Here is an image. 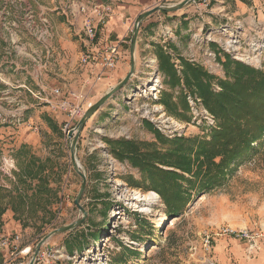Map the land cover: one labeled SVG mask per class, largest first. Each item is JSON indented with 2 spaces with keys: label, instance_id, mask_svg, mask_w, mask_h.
Instances as JSON below:
<instances>
[{
  "label": "rangeland",
  "instance_id": "374dc122",
  "mask_svg": "<svg viewBox=\"0 0 264 264\" xmlns=\"http://www.w3.org/2000/svg\"><path fill=\"white\" fill-rule=\"evenodd\" d=\"M24 1L23 10H31L35 18L45 17L52 35L54 27L45 8L41 6V9L36 10L29 0ZM60 1L64 5L61 6L59 0H49L50 8L55 7L59 13L63 12L67 26L71 29L81 15H85L84 19L94 17L91 11L98 7L93 0ZM100 1L105 4H122L126 0ZM188 5L200 14L211 9L210 0H191L186 6ZM83 7L85 12L82 11ZM100 11L102 12L101 8ZM23 12L18 11V15L21 16ZM218 16L221 19L212 26L191 30L184 57H176L170 47L171 42H176V29L170 24L161 22L159 25L156 46L162 47L176 68H180L179 58H183L191 64L201 66L217 79H225L221 63L225 56L250 68L264 71V17L243 20L224 12H218ZM9 20H14V16H10ZM103 20L104 14H101V19L95 23L97 35L98 25ZM0 32L4 36L1 28ZM76 32L79 35L77 37L83 40L82 45L87 43L88 46L83 30ZM24 39L31 40L26 33L21 32L18 49L10 47L7 50L4 43L6 52L0 58L1 64H6L12 60L11 57L17 56L18 66H27L24 59H29V52L22 50ZM53 43L54 37L51 38L52 48ZM145 50L147 52L149 48ZM45 53L44 51L43 54ZM85 53L91 54L83 50L81 57ZM91 55L97 56L95 53ZM50 56H53L52 53ZM33 57L40 61L34 54ZM5 64L0 65V115L3 120L0 119V168L3 167L0 169V187L12 194L29 196L31 191H25V186L18 183L15 174L32 156L46 162L44 175L47 174L45 177L49 189L56 197L51 200L49 207L52 214L50 219L49 216L42 219L41 212L33 218L24 214L20 220L13 217L11 210L2 215L0 238L15 235L19 240L16 251L0 247V264H28L37 244L58 229L65 230L53 234L40 248L39 254H50L44 261L45 264H264V148L249 160L238 162L225 185L206 193H195L183 213L171 217L166 215L165 206L155 192L133 185L141 183L139 171L126 162H119L110 153L107 140L154 143L156 140L152 129L168 140L181 137H201L208 140L211 131L217 126L215 118L205 109L201 100L182 86L176 87L171 93L174 102L179 100L182 92L185 94L188 120H179L167 111L160 99L162 91H170L158 71L154 47L153 55L145 53L141 58L142 67L146 71L144 81L121 96L123 104H120L116 115L90 123L95 113L80 133L75 157L80 172L86 176V187L80 199L83 211L74 205L81 178L72 167L70 140L62 132L68 117L65 112L54 108V104L59 99H67L70 103L81 105L84 114L90 106L89 102H83L81 95L80 101L71 97L73 92L62 94L59 88H51L49 94L41 97L36 91L26 87L27 84H18L21 87L17 89L15 81L12 86L14 90L24 94L21 93L19 98L14 99L7 88H1L5 79L1 68ZM79 64L85 66L80 60ZM152 67L157 69L162 84L161 93L156 94L158 101L152 100L153 96L141 98L135 94L130 95L137 89H145L143 87L149 81ZM37 76H40L39 73ZM55 89L60 90L58 98L51 94ZM212 89L215 92L220 90L217 84ZM43 98L54 99L50 102H56L49 106ZM188 98H193L191 100L195 102L193 108L197 111L196 114L193 113ZM43 106L49 107V114L42 112ZM16 109H21V112ZM13 113L21 115L22 121L4 123L11 114L17 116ZM82 115L73 119L71 130ZM209 117L213 124L208 121ZM25 130L32 132L30 134L38 133L39 140L22 143L21 136L24 133L20 131ZM30 134L24 135L23 139ZM22 145L28 151L26 158L18 153ZM34 184L35 182L32 185ZM133 192L155 193L158 199L150 205H135L130 200ZM94 234L100 235L93 237ZM68 247L71 248L70 252ZM35 264L43 263L35 261Z\"/></svg>",
  "mask_w": 264,
  "mask_h": 264
},
{
  "label": "trees",
  "instance_id": "16d2710c",
  "mask_svg": "<svg viewBox=\"0 0 264 264\" xmlns=\"http://www.w3.org/2000/svg\"><path fill=\"white\" fill-rule=\"evenodd\" d=\"M153 47L158 71L170 91H162L160 99L167 111L179 120H188L185 94L182 92L174 102L171 93L182 86L201 100L217 126L208 140L201 137L168 140L152 129L154 143L119 139L107 140V144L116 160L139 171L141 183L133 185L155 192L167 216H179L195 193H206L225 185L238 162L249 160L264 148V71L225 56L223 62L219 59L225 79H217L183 58H179L178 69L162 47ZM214 84L220 88L218 92L213 91ZM18 153L26 158V146H20ZM46 169V162L29 156L27 164L15 174L25 191H31L29 196L12 194L0 187V220L8 210L19 220L24 214L33 218L38 212L42 213V219L52 218L49 207L56 196L49 189L47 174L44 175ZM68 249L70 252L71 248Z\"/></svg>",
  "mask_w": 264,
  "mask_h": 264
},
{
  "label": "crops",
  "instance_id": "0c3cea01",
  "mask_svg": "<svg viewBox=\"0 0 264 264\" xmlns=\"http://www.w3.org/2000/svg\"><path fill=\"white\" fill-rule=\"evenodd\" d=\"M36 10L45 8L47 16L53 24L54 43L52 57L31 40L24 39L22 50L29 52V59L25 68L18 66L17 56L11 57L10 62L5 64L1 70L4 74V85L8 93L19 98L24 92L14 90L13 84L17 89L18 84H27L30 90L36 91L41 97L46 96L51 88H59L62 94L73 92L75 95H81L83 102L91 105L108 90L118 84L129 72L130 57L128 52V40L133 29L134 21L141 13L151 10L161 4L172 5L183 0H126L122 4H105L100 0H93L96 6L102 9L104 20L98 25L97 38L91 46L83 43L76 31L82 29L85 15H81L74 22L72 29L67 26L64 13L53 7L50 8L49 0H29ZM85 1V0H84ZM210 11L203 13L196 12L191 6H185L181 10L173 13L157 12L143 20L140 25L136 48H135V70L127 86L119 91L114 97L107 101L90 119V123L96 122L100 118L114 117L119 111L122 103L121 96L129 93L130 90L138 87L145 79L141 58L145 53L153 55V45H156L157 32L161 22L175 27L176 42H171L176 57H184L185 47L192 29L201 26H212L221 19L218 12H224L238 19H260L264 17V0H210ZM62 5L63 2L59 0ZM42 4V5H41ZM105 12V13H104ZM86 42V41H85ZM4 40L0 32V58L5 54ZM86 44V45H85ZM111 45H118L119 57L113 69H102L99 64H88L81 66L79 60L83 50L85 52L99 55L102 50ZM149 50L146 52L145 49ZM88 49V51H87ZM36 56L37 59L33 57ZM22 60V58H20ZM21 62V61H20ZM39 73L40 76H37ZM25 75V76H24ZM30 75V76H27ZM8 78V79H7ZM12 80V81H11ZM12 87V89H9ZM16 97V98H15ZM46 98H43L45 101ZM32 100V99H31ZM123 104V103H122ZM121 104V105H122ZM43 113L49 114L48 106L41 107ZM105 115V116H104ZM49 116V115H48ZM53 126H55L53 124ZM57 128V127H55ZM28 135L32 132H22ZM22 143L39 140V134H30L23 139ZM10 181V180H9Z\"/></svg>",
  "mask_w": 264,
  "mask_h": 264
},
{
  "label": "built area",
  "instance_id": "2783aa9c",
  "mask_svg": "<svg viewBox=\"0 0 264 264\" xmlns=\"http://www.w3.org/2000/svg\"><path fill=\"white\" fill-rule=\"evenodd\" d=\"M24 0H0V28L4 32L3 40L6 43L9 50L10 47H15V49H18L19 45V39L21 32L26 33L31 40L39 45L48 55L52 53V45H51V28L48 20L45 17L35 18V15L31 10H23V3ZM208 7V6H207ZM18 11L23 12L21 16L18 15ZM82 11L85 12V7L82 8ZM11 12H14L13 14H10ZM93 13L94 17L88 16L83 21V34L85 40L88 42V45L91 46L94 44L97 33H96V24L101 19L102 12L100 11V8L94 7L91 11ZM10 16H14V20H9ZM21 27V28H20ZM264 45V41H263ZM118 45H111L102 50V52L97 56H92L89 53H85L82 55L80 59V63L82 65H87L89 62H95V64H99V66L102 69H113L115 67V64L119 57V49ZM151 72L149 73V81L146 83V86L143 87L145 89H137V91L130 95H138L141 98H152V100L158 101L159 98H157L156 94L161 93L162 84L161 79L157 74V69L155 67L151 68ZM7 92V91H6ZM52 96L54 98H58L60 96V90L55 89L51 92ZM130 95L127 96V98L130 97ZM159 96V95H158ZM71 97H74L75 99H78L80 101L81 96H76L75 94H72ZM190 100V104L192 106L191 109L194 114L197 113L196 110H194L193 106L195 104L193 98H188ZM82 100V99H81ZM9 101V100H8ZM54 99H46L44 102H46L49 106H52L55 102ZM54 108L65 112L68 117V121L63 126L62 132L67 135L68 132L72 131V121L73 119L79 117L83 114V108L79 104H73L70 103L67 99H59L55 104ZM17 112H21V109H16ZM14 114V113H13ZM17 116H9L7 119L4 120V123L6 121L11 123H20L21 115L14 114ZM1 119V115H0ZM2 120V119H1ZM3 121V120H2ZM208 121L213 124V120L209 117ZM174 131V127H172ZM172 128H169L172 131ZM6 168L8 166H5ZM12 168V166L10 167ZM1 170L3 169L0 168ZM19 238L17 236H8V237H2L0 238V247L2 249H9L12 251L17 250V244H18ZM208 244V241H206ZM50 257V254H46L44 252H41L37 259V262H41L43 264L46 258Z\"/></svg>",
  "mask_w": 264,
  "mask_h": 264
},
{
  "label": "water",
  "instance_id": "95a60500",
  "mask_svg": "<svg viewBox=\"0 0 264 264\" xmlns=\"http://www.w3.org/2000/svg\"><path fill=\"white\" fill-rule=\"evenodd\" d=\"M191 0H183L182 2L172 5V6H157L151 10L145 11L141 13L135 20L132 34L129 41V55H130V64H129V72L128 74L115 86L111 87L106 94H104L102 97H100L94 104H91L88 106L80 120L77 122L75 128L68 132L67 139L70 140V160L72 163V167L74 171L80 176L81 178V186L80 190L76 196V199L74 200V205L81 211H83L82 207L80 206V199L83 195V192L86 187V176L80 172V167L76 161L75 157V149L76 145L80 136V133L86 124V122L107 102L109 101L115 94H117L120 90H122L129 82L131 77L134 74L135 70V48H136V41L137 36L139 32V28L143 20L151 16L152 14L156 12H166V13H173L178 10H181L184 8ZM65 229H58L53 232H51L48 236L44 237L36 246L35 251L29 261L28 264H35V261L37 259V256L39 254L41 246L45 243V241L50 238L53 234H57L58 232H61Z\"/></svg>",
  "mask_w": 264,
  "mask_h": 264
},
{
  "label": "bare ground",
  "instance_id": "6f19581e",
  "mask_svg": "<svg viewBox=\"0 0 264 264\" xmlns=\"http://www.w3.org/2000/svg\"><path fill=\"white\" fill-rule=\"evenodd\" d=\"M156 199H158V196L155 193L149 192L142 194L140 192H133L130 200L135 202V205L139 204L144 206L152 204L154 201H156Z\"/></svg>",
  "mask_w": 264,
  "mask_h": 264
}]
</instances>
